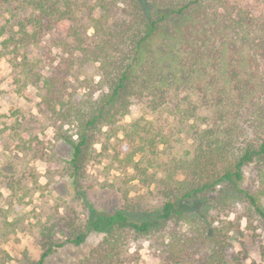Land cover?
<instances>
[{"label": "trees", "instance_id": "obj_1", "mask_svg": "<svg viewBox=\"0 0 264 264\" xmlns=\"http://www.w3.org/2000/svg\"><path fill=\"white\" fill-rule=\"evenodd\" d=\"M47 35L65 66L45 76L27 51ZM0 45L23 51L12 66L70 147L63 171L73 187L86 165L107 159L123 186L153 185L162 199L90 209L82 230L47 239L33 264L89 233L102 238L76 264H130L137 239L166 264H242L227 255L229 216L242 204L264 228V0H0ZM85 63L96 79L72 77ZM133 108L142 114L124 122ZM4 219L2 232L16 230ZM9 259L0 250V264Z\"/></svg>", "mask_w": 264, "mask_h": 264}, {"label": "rangeland", "instance_id": "obj_2", "mask_svg": "<svg viewBox=\"0 0 264 264\" xmlns=\"http://www.w3.org/2000/svg\"><path fill=\"white\" fill-rule=\"evenodd\" d=\"M47 35L40 45L29 47L27 54L37 62L36 70L53 75L64 68L65 57L50 44ZM58 36H55L57 38ZM49 48L55 60L48 64L42 52ZM0 250L10 256L7 264H33L38 261L47 239L63 243L83 229L90 209L112 213L125 203L140 208H154L162 203L153 185L145 187L137 181L122 185V175L107 170V159L86 165L77 186L64 175L63 167L71 149L55 136L53 123L40 106L39 92L26 78L18 64L23 51L5 50L0 45ZM72 77L91 76L96 79L95 66L74 67ZM73 85L77 83L71 80ZM142 111L133 108L124 119L129 122ZM17 131L21 140L13 138ZM243 187L249 192L257 189V180L250 167L244 169ZM125 194L126 197L125 198ZM127 201V202H126ZM244 205L236 206L229 220L233 228L228 234L227 255L242 264H264V228L256 218L243 214ZM7 223L18 221L16 230L2 232ZM102 238L89 233L79 246L64 245L52 253L45 264H76ZM131 247L136 254L130 264H166L158 247L146 239H137Z\"/></svg>", "mask_w": 264, "mask_h": 264}]
</instances>
